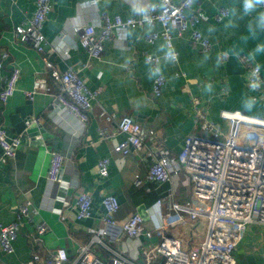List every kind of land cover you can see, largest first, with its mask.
<instances>
[{
	"label": "crops",
	"instance_id": "crops-1",
	"mask_svg": "<svg viewBox=\"0 0 264 264\" xmlns=\"http://www.w3.org/2000/svg\"><path fill=\"white\" fill-rule=\"evenodd\" d=\"M52 1L53 10L43 27L49 59L60 71L69 67L80 69L79 74L88 81V85L101 87L102 91L86 124L64 107L53 108L52 91H39L33 99H28L25 92L33 88L37 78L46 79L53 90L59 89L58 83L52 81L36 44L22 40L16 33L18 26L28 24L37 0H0V51L5 49L10 53L4 69L0 70V89L4 72L13 66L21 69L15 94L8 103H0V126L5 127L11 136L20 135L14 115L30 100L32 117L37 118L49 133L48 137H41L42 143L22 145L14 159L0 163V224L10 223L16 216L17 206L26 199L32 201V209L35 210L32 219L20 230L15 252L4 255L0 249V258L6 264H24L30 259L35 245L43 251L64 247L70 259H74L81 244L89 243L94 235L106 231L103 235L105 245L95 249L99 255L110 256L111 248L124 251L135 262L143 263V246L157 243L159 237L155 234L151 238L145 235L139 239L128 238L123 224L145 206L152 209L146 226L154 228L160 223L158 200L168 198L173 190L174 200L185 203L190 200L191 187L183 172L174 183L144 181L140 186L134 183L135 173L146 176L149 172L153 163L148 154L150 150L157 157H177L182 151L186 138L197 127L192 95L202 99L209 118L216 124L224 122L221 118L224 109L264 117V88L259 92L250 90L247 85L248 66L244 62V57H250L258 43H264V31L256 36L249 33L248 24L256 13L244 15L242 0H195L192 9L200 8L210 17L208 22L199 24V28L211 39V51L204 52L199 45L192 43L190 28L183 37H174L178 60L166 62L159 51V46L165 41L159 38L148 43L145 39L147 33L161 29L160 24H155L128 29L124 44L117 40L105 42V53L97 59L83 48L72 24H95L99 32L101 12L110 16L119 14L124 18L135 16L130 0H99L96 7L90 5V0ZM150 3L157 6L159 0H150ZM221 8L228 9L229 15L220 21L215 15ZM229 20L234 22V27H225ZM64 51H68V56L63 54ZM145 53L161 58L159 65L166 83L160 96L153 94L155 77L149 79V65L152 63L146 60ZM253 60L260 67L264 87V53L257 54ZM208 84L212 85L211 92L206 91ZM246 96L257 98V104L250 112L242 107ZM105 110L116 112L119 117L131 116L144 127L155 129L157 134L155 138L149 136L146 139L143 151L130 154L122 169L117 163L118 155L113 152L112 141L103 137L101 129L106 128L118 140L125 136L119 133L116 123H108L101 116ZM52 149L66 156L65 180L61 184L47 178ZM106 156L111 158L109 174L102 177L98 163ZM159 191L160 195L156 197ZM82 192L92 197V215L78 219L77 197ZM108 193L116 194L120 202L116 226L103 221L102 201ZM65 201L69 204L65 205ZM43 221L48 224V230L41 243H37L36 224ZM206 227L204 220L189 221L176 229V234L186 247L194 248L205 237ZM263 247L264 226L251 224L237 244L235 257L239 264H264Z\"/></svg>",
	"mask_w": 264,
	"mask_h": 264
},
{
	"label": "built area",
	"instance_id": "built-area-1",
	"mask_svg": "<svg viewBox=\"0 0 264 264\" xmlns=\"http://www.w3.org/2000/svg\"><path fill=\"white\" fill-rule=\"evenodd\" d=\"M99 0H90V5L97 6ZM195 0H159L151 15V26L160 24L161 29L145 35L148 43L162 38L174 48V37H183L192 28L191 41L199 45L204 52L211 51L213 43L199 28V24L208 22L210 17L200 8L192 9ZM53 10L52 0H37L36 9L26 26H18L16 33L24 40L33 41L41 53L45 67L52 81L58 83V91L48 84L46 79L37 78L31 90L25 92L28 99H33L39 91H52L51 106L66 109L84 124L90 117L94 102L99 98L102 88H91L88 81L79 74L80 69L69 67L60 71L49 59V50L45 48L47 40L43 34L44 23ZM229 15L226 8H221L215 18L222 20ZM101 31L91 23H73L72 29L78 35L83 48L93 58H101L105 53V42L117 40L125 43L126 31L130 28L149 26L141 16H110L101 12ZM175 32V33H174ZM175 49V48H174ZM176 50V49H175ZM178 53V51L176 50ZM68 56V51H64ZM10 53L0 51V70H3ZM145 58L152 64L159 65L161 58L145 53ZM179 58V53H178ZM178 60V59H177ZM176 60V61H177ZM247 68V85L254 80L260 82L256 91H261L263 80L259 65L250 57H244ZM85 64L82 66V68ZM258 66V70H257ZM256 73L253 76V73ZM179 74V73H177ZM185 75V73H183ZM21 78V69L11 67L2 75L0 103L6 104L15 94ZM166 83L162 73L156 76L153 94L160 96ZM192 106L196 130L186 140L177 157L160 155L153 150L149 155L153 163L146 176L139 172L134 175V183L142 185L144 181L157 183H174L181 172L191 187L190 200L183 203L173 198L174 191L168 198L158 200L160 223L154 228L146 226V220L152 209L146 208L147 215L137 212L123 224V231L128 238L139 239L142 235L148 238L155 234L159 241L147 247L143 246L144 262L138 263L125 255L124 251L110 249L111 255L102 257L96 247L105 245L102 234H96L89 243L79 246L77 256L70 259L67 250L59 247L52 251H43L32 247L31 257L24 264H239L235 249L251 224L264 226V117L245 113L240 110L221 111V118L226 128L219 127L209 118V111L199 96L192 95ZM101 116L108 123H116L119 133L125 137L118 140L101 129L103 137L112 141V149L118 155L117 163L122 169L126 158L133 152L146 148V139L156 137L153 128L144 127L131 116L119 117L116 112L102 111ZM32 121H38L32 118ZM20 147V135L11 136L5 127L0 126V163L5 159H14ZM66 156L59 150H50V166L47 172L49 181L61 184L65 180ZM110 157H103L98 163V172L108 176ZM69 201H65V205ZM103 221L107 225L118 224L116 214L120 202L116 194L108 193L103 197ZM77 218L85 219L92 215V197L82 192L77 197ZM32 201L26 199L17 206L15 218L7 224H0V249L4 255L15 252V242L20 230L32 219ZM204 220L206 233L203 240L194 248L186 247L183 239L176 234V229L189 221ZM48 224L43 221L36 224L35 241L41 243ZM0 264H6L0 258Z\"/></svg>",
	"mask_w": 264,
	"mask_h": 264
},
{
	"label": "clouds",
	"instance_id": "clouds-1",
	"mask_svg": "<svg viewBox=\"0 0 264 264\" xmlns=\"http://www.w3.org/2000/svg\"><path fill=\"white\" fill-rule=\"evenodd\" d=\"M131 11L138 16H141L145 23L151 26V15L150 13L154 10V6L150 3V0H130ZM264 9V0H242V11L244 15H252L256 13L254 19L248 24V31L252 36L260 31H264V11H258ZM235 14V10L233 12ZM234 22L229 20L225 25L226 28L234 27ZM159 51L163 54V58L166 62H174L178 59V53L167 43H163L159 46ZM259 53H264V43H258L256 48L249 54L252 59ZM258 70V66H257ZM149 79L156 76L162 75V68L157 64L149 65ZM256 73H253L255 76ZM260 87V82L254 80L250 83L249 88L251 91H256ZM206 91L211 92L212 85L208 84L205 86ZM257 104V98L255 96H246V102L243 103L242 107L245 111H252Z\"/></svg>",
	"mask_w": 264,
	"mask_h": 264
},
{
	"label": "water",
	"instance_id": "water-1",
	"mask_svg": "<svg viewBox=\"0 0 264 264\" xmlns=\"http://www.w3.org/2000/svg\"><path fill=\"white\" fill-rule=\"evenodd\" d=\"M32 116L33 111L30 106V100L26 102L23 109L14 115L16 130L20 134V147L27 144H40L42 143L41 137L46 138L49 136V133H47L38 121H32ZM139 213L144 216L147 215L146 207L142 206L139 209Z\"/></svg>",
	"mask_w": 264,
	"mask_h": 264
},
{
	"label": "rangeland",
	"instance_id": "rangeland-1",
	"mask_svg": "<svg viewBox=\"0 0 264 264\" xmlns=\"http://www.w3.org/2000/svg\"><path fill=\"white\" fill-rule=\"evenodd\" d=\"M219 127H221V128H223V129H225L226 127V122L224 121V122H222L221 124H217ZM263 250H264V247H263Z\"/></svg>",
	"mask_w": 264,
	"mask_h": 264
},
{
	"label": "trees",
	"instance_id": "trees-1",
	"mask_svg": "<svg viewBox=\"0 0 264 264\" xmlns=\"http://www.w3.org/2000/svg\"><path fill=\"white\" fill-rule=\"evenodd\" d=\"M159 195H160V191L156 193V197H159ZM156 197H155V198H156Z\"/></svg>",
	"mask_w": 264,
	"mask_h": 264
}]
</instances>
